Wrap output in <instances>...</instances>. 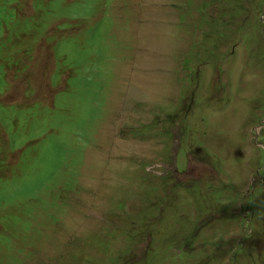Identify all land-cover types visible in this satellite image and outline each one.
I'll use <instances>...</instances> for the list:
<instances>
[{"label": "rangeland", "instance_id": "rangeland-1", "mask_svg": "<svg viewBox=\"0 0 264 264\" xmlns=\"http://www.w3.org/2000/svg\"><path fill=\"white\" fill-rule=\"evenodd\" d=\"M205 1L0 0L15 22L0 50L36 24L0 55L14 61L0 110L30 157L5 152L16 165L1 173L32 185L64 140L74 148L16 218L35 233L0 242V264H264V0ZM203 18L221 30L200 42ZM66 92L101 109L90 125L76 115L86 139L45 128L49 112L75 120L54 108ZM35 106L44 119L27 127L17 115Z\"/></svg>", "mask_w": 264, "mask_h": 264}, {"label": "trees", "instance_id": "trees-1", "mask_svg": "<svg viewBox=\"0 0 264 264\" xmlns=\"http://www.w3.org/2000/svg\"><path fill=\"white\" fill-rule=\"evenodd\" d=\"M107 2H108V0H107ZM210 3L211 2L205 1V6H204L203 9H208V7L210 6ZM208 21L211 23V26L210 25L209 26H210L212 31H206L204 38L200 42L205 41V39L207 37V33H210L211 37H213L215 34H218L219 31L221 30V29L220 30H216L215 29L216 26L211 21V18L204 19V22L207 23V24H208ZM14 23L15 22H14V20L11 17H5V18H3V20L0 21V26H3L5 28V26H9L10 25L12 27ZM30 31H32V33H33V27L30 29ZM7 44H9V42L8 43H4V48H6ZM2 52L3 51L0 50V54ZM99 53H101V50L99 51ZM59 54L60 55L66 54V52H65V50L63 49L62 46L60 47ZM104 57H105L104 55H101L102 60L104 59ZM1 58H2V56H1ZM6 60H7L6 58L5 59L3 58L2 63H0V68H2L3 70L6 69L7 65H10L11 63H13V61L11 59L7 60V61ZM4 62H6V64H4ZM69 66H73L75 68L79 67L78 64H71ZM98 77H99V74H97L95 79H90L89 80L90 82H87L83 86L82 91L84 93L90 94L88 99H87L86 105L90 104V102H89L90 100L95 103L96 101H98V98H101V92L104 90V84L101 83V80ZM0 84H1V82H0ZM94 91H98V93L95 96H92L91 94ZM102 102L104 103V100ZM55 107L56 108L62 107V109H65L68 112H72L73 111V113L70 114V115H74L75 116V120L71 121L69 118H68L69 119L68 120L64 116L57 117L56 116L57 113H55V114L49 113L51 115V117L49 119V122H47L45 128L47 129L49 127H51V128L53 127L54 130H59L60 131L61 128H63V126H64V127H67V129H68L67 131L70 132V135H73V134L80 135L83 138L87 136L88 130L86 132H84L85 131V127L83 126L84 121L83 120H77L76 119V115L84 118L86 120L87 124L90 125L97 118H99L98 116L100 115V110H101L100 108L94 107V108H92V109H90L88 111L79 102V98H78V94L77 93H71L70 94L68 92L58 96V98L55 100L54 108ZM41 114H42L41 112H31L30 113L29 111H24L23 113H19L17 115V118L21 119V120H24V123L28 127L30 125V122H27V120L31 119L32 117L33 118H38V117H40ZM89 128H90V126H89ZM8 133H11V131L9 129H8ZM3 140H4L3 137L0 136V141L3 142ZM19 143H20V139L15 137L14 138V145L16 146ZM51 148H52V144H51V140H50L49 152L51 151ZM73 150L74 149L72 148L71 143H69L67 140L64 141L62 146L57 147L56 151L60 152L59 156H57V157H55V158H53V159H51V160H49L48 162L45 163L47 165V167L44 170V174L43 175H38V178H37L38 181L36 183L30 185V179H32V178H29L28 180H26L24 182L22 190L19 191L20 194L18 195V198L24 197V199H28L29 200V203H31V201L32 202L39 201L37 192L40 191L42 189V187H45L46 185H48L49 181L53 182L56 179L55 177H59L55 173L56 170L59 169V168H60V170L63 169L64 165L68 162V155L70 154V152H73ZM45 158H46V156L44 157V159ZM63 160H65V162L62 163L61 167H60L58 162H62ZM11 200H12L11 197H9L7 195L0 196V206L3 203L10 202ZM18 214H21V213H17L14 217L7 218V219H9V221H8L9 227L7 229L8 236L6 238H2L0 240L1 243L9 241V238H11V239L19 238L22 235V233L18 232V228L22 227V225L19 222L16 221V218H17L16 216ZM24 230H26L24 232V235L25 234H30V232L33 231V229L29 228L28 225L24 226ZM3 262H6V260H4Z\"/></svg>", "mask_w": 264, "mask_h": 264}, {"label": "clouds", "instance_id": "clouds-1", "mask_svg": "<svg viewBox=\"0 0 264 264\" xmlns=\"http://www.w3.org/2000/svg\"><path fill=\"white\" fill-rule=\"evenodd\" d=\"M15 8V7H14ZM13 8V9H14ZM18 21H19V12H18ZM15 25V23L13 24V26ZM19 25H20V23H19ZM34 26H36V24H35V22L32 24V27H34ZM6 30V29H5ZM7 31V30H6ZM8 32V31H7ZM30 32V29L29 30H26V26L24 25V26H22L21 27V25H20V28H19V33H18V35L16 36V37H19V38H21V36L23 35V34H25V33H29ZM33 33H35V32H33ZM7 34V33H6ZM6 34H4V37H5V35ZM4 37H3V41H4V43H8L9 42V44H10V41L11 40H14L16 37H12V35H11V33H10V37H12L10 40H5L4 39ZM9 37V38H10ZM4 43L2 44V51L3 50H6L7 48H8V46H9V44H7L6 45V48H4ZM4 48V49H3ZM60 50V49H59ZM3 53V52H2ZM2 53L0 54V55H2ZM67 55V54H66ZM58 57H60L59 55H58ZM14 62V61H13ZM5 72H7V67H6V69L4 70ZM56 97V96H55ZM56 100V99H55ZM54 103H55V101H54ZM8 106H12V105H8ZM40 106H35L34 107V109H32V110H30L29 112L31 113V112H37V111H35V109L36 108H39ZM41 113H43V112H41ZM50 113V112H49ZM47 114V116H48V121L47 122H49V119H50V117H51V115L50 114ZM8 114H9V110L8 111H5V109H1L0 110V136L1 137H3V142L2 141H0V178H2V179H0V196H2V195H7V196H9V197H11V201L10 202H6V203H3L1 206H0V212L3 210V209H5V207H9V206H12V207H14L15 209H14V211L12 212V213H10V214H8L6 217H4L3 218V223H2V225H3V228H4V230H3V232H1L4 236H8V231H7V229H8V227H9V224H8V221H9V219H7V218H11V217H14L17 213H21V214H23V215H25V213L26 212H29V211H31L30 210V208H28V205H27V203L26 202H29V200L28 199H24V197H20V198H18V195L20 194V190H22V187H23V185H24V182L26 181V180H28L29 178L28 177H24V176H22V177H24V180L23 181H21L20 179H18V180H12V176L11 175H4L3 176V173H1L2 171H6V170H11V169H13L14 168V166L16 165V164H18L19 163V161L20 160H28V159H30L29 158V156H27L25 153H24V150H25V145L22 143V141L20 140V143L19 144H17L16 146L14 145V138L16 137L15 136V134H14V127L12 126V124H10V123H8L7 122V120H6V117L8 116ZM42 119H44V116H40ZM23 122H24V120H23ZM6 126V127H5ZM44 126V125H43ZM49 128H51V127H49ZM67 128V127H66ZM8 129L11 131V133H8ZM62 129V128H61ZM53 131H58L59 132V130H54L53 129ZM65 131L67 132V135H69V136H72V135H70V132H68L66 129H65ZM74 136H79L80 138H83V137H81L80 135H75V134H73ZM69 136H67V139H68V137ZM46 137L47 136H43V135H38V139L37 138H32V139H34V143L33 144H35L36 143V145L35 146H37V145H40L43 141H38V140H45L46 139ZM18 139H19V137H17ZM85 139H86V137H84ZM38 141V142H37ZM64 141H66V140H64ZM68 141V140H67ZM32 144V145H33ZM71 146H72V144H71ZM72 148H73V146H72ZM74 149V148H73ZM5 152H7V153H10V152H14V153H16V152H19L20 153V155H19V160H18V162L16 163V164H12L11 162H10V160H9V158H8V155H7V153H5ZM72 154H74V150H73V152H70V154L68 155V162L67 163H71V161H70V158H71V156H72ZM66 163V164H67ZM64 167H66V166H64ZM64 167H63V169H64ZM62 169V170H63ZM62 170H61V173H62ZM21 177V178H22ZM58 178H61V176H59ZM51 184V181H49L48 182V185H46L45 187H42V189L40 190V191H38L37 192V195L39 194V193H41V192H44V191H49V189H50V187H49V185ZM3 185H6V186H8V187H4ZM11 187H14V188H11ZM38 200L39 201H42L41 200V198L42 197H39L38 196ZM38 202V201H37ZM31 203H36V202H32L31 201ZM21 214H18L16 217H18L19 215H21ZM21 224V223H20ZM22 225V227H19L18 228V232H21L22 233V235H24V232L26 231V230H24V226H26V225H24V224H21ZM29 226V228H31V229H33V231L32 232H30V234H32V233H35V230H34V228H33V225H28ZM21 235V236H22Z\"/></svg>", "mask_w": 264, "mask_h": 264}]
</instances>
